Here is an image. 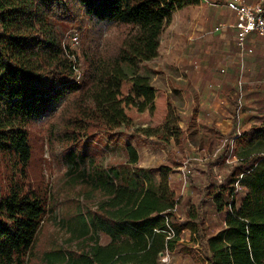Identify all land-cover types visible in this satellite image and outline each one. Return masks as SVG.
Segmentation results:
<instances>
[{
  "label": "trees",
  "instance_id": "obj_1",
  "mask_svg": "<svg viewBox=\"0 0 264 264\" xmlns=\"http://www.w3.org/2000/svg\"><path fill=\"white\" fill-rule=\"evenodd\" d=\"M199 5L200 0H0V163L19 174L0 185V264H30L52 211L46 197L25 181L33 155L28 129L38 119H52L61 107L59 141L67 146L93 133L122 131L153 141L169 156L155 182L128 144L126 163L105 168L93 157L64 154L65 185L87 205L61 222L77 250L48 252L45 262L160 264L164 252L178 250L195 264H264V121L235 139L237 162L217 184L210 172L225 147L216 154V140L231 137L213 129L202 135L185 132L165 91L137 73L140 64L157 57L172 16ZM79 18L126 30L109 53L99 56L80 33L78 57L85 72L77 83L57 24ZM190 142L204 153L206 183L199 188L198 205L179 218L169 174L188 160ZM239 190L244 194L235 206ZM206 202L222 222V229L210 234ZM99 234L109 242L98 244Z\"/></svg>",
  "mask_w": 264,
  "mask_h": 264
},
{
  "label": "rangeland",
  "instance_id": "obj_2",
  "mask_svg": "<svg viewBox=\"0 0 264 264\" xmlns=\"http://www.w3.org/2000/svg\"><path fill=\"white\" fill-rule=\"evenodd\" d=\"M250 2H253L252 4L260 3L264 5V0H250ZM220 3L222 4L221 0H200L198 7L186 8L176 12L161 36L157 57L149 62L140 64L137 67V73L147 77L150 83L157 88L161 86L167 89V84L170 89L172 86H175L176 81H174V78H176L177 74L173 72L176 71V65L185 51L183 49L184 42L203 35L202 28H204L206 20H212L214 17L220 16V14L213 12L216 10L215 6ZM232 18H234L233 14ZM57 29L63 36V46L66 49V53L72 54L75 58L77 70L82 74L81 80L85 72V64L78 57L80 52L79 41L78 45L73 44L71 36L76 35L79 39L81 36L80 33L83 36H87L91 42L94 55L99 56L109 53L117 42V39L126 30L125 27L115 25L95 26L82 18H79L75 24L58 23ZM241 56L245 59V55ZM251 83L254 84V81L247 80L245 71L243 70L236 81L234 91L235 97L237 96L236 102H238V104L236 103V116H241L240 112L243 108L242 98L245 93L244 89H250L252 86L250 85ZM175 92L172 89L170 93L167 92L168 94L165 92L172 108L178 102ZM172 101L175 103L173 104ZM250 108L251 106H248L249 112L246 114L245 120H254V122L248 123V126L250 124V126L259 125L264 121V103L257 106L258 111L251 112ZM62 110L63 108L61 107L52 119H38L31 123L28 129L33 155L27 167L25 181H27V184L32 189L46 197L47 209L53 205L52 211L47 212L44 224L37 235L36 246L33 255L30 257V264H48L43 260L44 254L58 250L69 254L76 251L78 247L74 240L69 239V232L61 222L74 215L78 206L85 209L87 203H85L84 199H81V195L76 191H68L65 185L64 174L66 167L63 163L64 154L72 151L91 158L93 157L105 168L126 163L124 146L128 144L138 155V166L144 169H150L155 182H159V168L169 156L166 150L160 148L153 141L131 136L122 131L110 135L93 133L87 139L80 141L76 145L67 146L65 143L59 141L60 134L62 133L60 114ZM238 133L241 134V130ZM236 134L237 132L229 139L235 137ZM198 137L195 138V142L198 141ZM229 139L216 140L218 152H221L223 147L226 148ZM203 154L200 153L194 143L190 142L186 157L188 160L181 167L180 173L171 172L169 174V178L182 179L174 187L176 189L174 196L179 200L176 211L177 217L179 218H183L188 208L193 206V204L198 205L200 201L199 188L206 183V176L201 173L206 167L202 158ZM177 156L181 157V153H178ZM229 167L225 159V154L223 153L221 161L212 166L210 172L214 182L220 184ZM18 175L14 167H8L2 162L0 163V185L2 183L5 184L8 176L16 179ZM187 175L189 178H187ZM189 180L191 184L188 183ZM181 181L185 184L184 188L181 187ZM243 194L244 192L239 190L235 206H238ZM204 205L207 208V216L204 223L206 233L210 234L222 229L221 218L216 214L212 204L206 202ZM95 240L100 245H105L109 242V239L101 234L97 235ZM187 241L188 238L186 236L184 242ZM159 262L160 264H195L189 256L178 252V250L172 253L164 252L160 256Z\"/></svg>",
  "mask_w": 264,
  "mask_h": 264
},
{
  "label": "crops",
  "instance_id": "obj_3",
  "mask_svg": "<svg viewBox=\"0 0 264 264\" xmlns=\"http://www.w3.org/2000/svg\"><path fill=\"white\" fill-rule=\"evenodd\" d=\"M221 1L222 4L216 5V10L213 11L220 16L206 20L202 28L203 35L184 42L185 51L176 65V71L173 72L177 74L174 78L176 85L171 88L176 91L178 102L172 103H175L173 108L177 110L175 112L181 120L179 127L185 132L189 133L195 129L202 135L204 131L213 129L221 137H232L240 130L242 133L249 129L251 124L248 126V123L254 122L245 120L249 112L248 106H251L250 111L254 112L257 106L264 103V36L248 34L244 46L246 51L251 52L241 54L235 41L236 31L232 27L235 18H232V14L225 7L229 0ZM241 55H245V59ZM243 70L247 80L254 81V84H250V89H244L243 108L239 117L235 115L238 102L234 91L236 81ZM166 86L167 89L161 86L160 89L170 93L171 89L168 84ZM215 153L220 152L217 149ZM181 169L176 172L180 173ZM169 179L171 189L176 192L174 187L182 179ZM181 187H185L182 181Z\"/></svg>",
  "mask_w": 264,
  "mask_h": 264
},
{
  "label": "built area",
  "instance_id": "obj_4",
  "mask_svg": "<svg viewBox=\"0 0 264 264\" xmlns=\"http://www.w3.org/2000/svg\"><path fill=\"white\" fill-rule=\"evenodd\" d=\"M226 9L234 15L235 21L232 25L236 31L235 41L241 54L251 51L245 49V37L250 33H256L264 36V5L260 3L249 4L246 0H229L225 4ZM72 43L78 45V38L76 35L71 36ZM67 58L72 62V70L75 73V82L81 80L82 74L78 72L75 58L72 54L67 53ZM236 136L229 139L225 148V159L229 166L237 162L235 155V139Z\"/></svg>",
  "mask_w": 264,
  "mask_h": 264
}]
</instances>
